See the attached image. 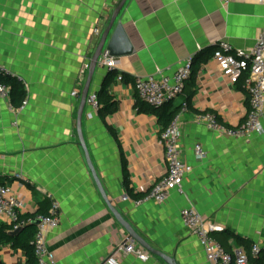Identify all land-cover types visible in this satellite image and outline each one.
<instances>
[{"label":"crops","instance_id":"crops-1","mask_svg":"<svg viewBox=\"0 0 264 264\" xmlns=\"http://www.w3.org/2000/svg\"><path fill=\"white\" fill-rule=\"evenodd\" d=\"M121 1L0 0V64L24 82L28 100L22 111L10 100L0 101V182L23 201L24 216L36 215L47 198L60 203V227L49 239L57 264H103L129 238L89 169L77 133L81 96L72 97L82 93L88 76L83 68ZM118 23L133 51L117 58V71L131 79L172 76L195 59L183 93L161 109L182 114L188 106L181 115L180 144L182 159L193 172L186 178L184 196L173 192L164 205L136 204L125 185V169L134 194H146L161 181L168 172L160 144L165 129L152 110L138 108L133 82L119 81L115 74L108 93L117 102L116 112L103 118L87 104L82 124L107 196L147 242L178 264H209L181 221L187 208L222 229L214 237L229 253L242 250L255 264L252 248L264 241V117L263 133L243 140L221 138L196 119L214 114L228 128L245 122L248 92L230 82L207 50L222 41L252 48L264 28V6L254 1L224 6L220 0H128ZM108 71L98 67L90 93L101 91ZM197 145L207 152L203 161L196 160ZM228 231L249 240L250 249ZM120 260L166 264L154 256L147 263L134 255ZM0 264H25V256L7 246Z\"/></svg>","mask_w":264,"mask_h":264},{"label":"built area","instance_id":"built-area-1","mask_svg":"<svg viewBox=\"0 0 264 264\" xmlns=\"http://www.w3.org/2000/svg\"><path fill=\"white\" fill-rule=\"evenodd\" d=\"M224 6L238 1H254L264 6V0H220ZM101 32L96 30V35ZM212 60L220 67L223 74L230 79L232 84L243 80L244 87L250 97L249 111L245 122L238 128H228L223 125L214 114H205L196 119L197 124L205 125L219 137L236 140L248 139L252 135L263 133L262 119L264 117V28L255 45L250 49L236 48L229 42L222 41L216 44V50ZM100 68L116 71L118 80L123 81L122 73L117 71L119 63L117 58L111 56L110 51L104 49L98 63ZM90 63L83 68V74L89 71ZM193 73V59L189 60L172 76L162 73L148 77H136L134 89L138 98L152 108L162 109L171 101L177 99L184 91L187 82ZM9 74L5 67L0 64V76ZM79 92H73V98H80ZM10 100V88L0 83V101ZM87 104L94 110L99 111L101 104L96 93H90ZM28 105L25 99L19 108L24 110ZM188 111L184 105L182 114ZM181 113H179L171 125L161 135L160 144L165 149V160L168 164L167 175L155 184L146 195L136 201L137 205L155 203L164 205L175 192L185 195V181L193 172V167L182 159L181 137ZM195 157L198 161L207 158V152L201 145L195 147ZM125 200H128L126 197ZM24 203L14 192L13 188L0 182V222L13 226V232L20 230L27 223L39 221L35 240L33 242L35 254L39 264H57L49 249L51 235L60 227L61 206L60 203L51 199L48 215H38L34 219L23 221ZM183 225L197 238L204 250L209 264H249L248 255L242 250L229 253L224 246L214 237L215 232L222 229L211 224L202 214L194 208L181 211ZM264 251V241L252 248V256L258 257ZM121 255H134L144 263L150 260L151 255L133 239H127L119 244L115 253L103 264H121Z\"/></svg>","mask_w":264,"mask_h":264},{"label":"trees","instance_id":"trees-1","mask_svg":"<svg viewBox=\"0 0 264 264\" xmlns=\"http://www.w3.org/2000/svg\"><path fill=\"white\" fill-rule=\"evenodd\" d=\"M213 51V54L216 50V45L208 49L207 51ZM212 54V57H213ZM195 59L193 60L194 63ZM117 75L118 73H110L101 89V91L97 94L101 108L99 109V113L103 118H106L112 114H114L117 110V102L115 99L109 95L108 89H109V82L113 75ZM123 77V81H132L134 84V79H131L125 74H121ZM192 78V77H191ZM0 83L8 86L10 88V101L11 104L16 107L20 108L23 101L27 98V91L24 82L12 75L7 76H0ZM238 88L242 91H246L244 88L243 80L240 79V81L236 84ZM138 108L148 107L150 110L155 113L158 118L161 125H163L164 129H167L171 123L174 121L175 117L178 115V111H173L171 113L167 112H161V109H155L147 105L145 102L141 101L138 96ZM167 106V105H166ZM164 106L163 108H165ZM125 185L128 188L129 192L137 199H142L146 194H134L132 190H130V182L129 177L126 173L125 169ZM51 206V200L49 198L45 199L44 202L40 203V209L37 212L36 215L32 216H24L21 215V219L23 221H27L28 219H34L38 215H48L49 209ZM37 227H34V224L31 223H25L23 227L16 231L17 234L13 235V226L8 225L7 223L0 222V254L3 251V249L7 246L11 247L14 251H20L25 256V264H39L36 254H35V248H34V240L36 235ZM229 236L233 237L235 241L241 245L245 246L246 249H250L252 246V243L235 233L228 231ZM220 242V241H218ZM221 243V242H220ZM222 244V243H221ZM223 245V244H222ZM224 246V245H223ZM264 252V251H263ZM261 255V254H260ZM260 255L258 257H253L252 261L255 264H263L264 259L260 258ZM251 261V260H250ZM249 261V263H250Z\"/></svg>","mask_w":264,"mask_h":264},{"label":"water","instance_id":"water-1","mask_svg":"<svg viewBox=\"0 0 264 264\" xmlns=\"http://www.w3.org/2000/svg\"><path fill=\"white\" fill-rule=\"evenodd\" d=\"M128 0H122L120 4L111 12L110 20L108 22V25L103 30L101 39L99 41V44L95 50V53L91 59L90 67L88 71V76L86 83L83 87L82 93H81V101H80V107L78 110V119H77V133L80 141V145L82 149L84 150L86 161L89 166L90 171L92 172L93 178L95 180L96 186L108 206L109 210L115 217L116 221L119 223V225L127 232L129 239H133L138 245H140L143 249H145L151 256L157 257L164 261L166 264H178L176 259L163 253L162 251H159L155 249L149 242H147L142 235H140L132 226L131 224L126 220L124 215L116 209V207L113 204V201L109 199L107 196L96 172L93 167L91 157L89 154V151L87 149L83 132H82V124H83V115L85 108L87 106V99L91 92V85L95 76V73L99 67V59L101 57V54L104 49H107L110 51L111 56L114 58H121L124 56H128L132 53L133 49L131 47V44L129 42V39L125 33L124 28L120 23L117 24L118 18L123 11L126 3ZM111 36V38H110ZM110 38L109 42L108 39ZM110 73H116V71H108L107 75ZM34 227H37L40 222L36 221L33 223ZM217 233V232H215ZM214 233V234H215ZM17 232H14L13 235H16Z\"/></svg>","mask_w":264,"mask_h":264}]
</instances>
